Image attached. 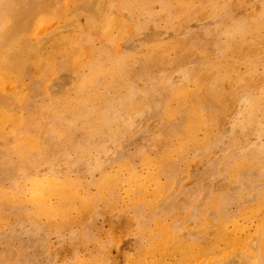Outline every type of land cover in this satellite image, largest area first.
Masks as SVG:
<instances>
[{
	"label": "rangeland",
	"instance_id": "1",
	"mask_svg": "<svg viewBox=\"0 0 264 264\" xmlns=\"http://www.w3.org/2000/svg\"><path fill=\"white\" fill-rule=\"evenodd\" d=\"M0 264H264V0H0Z\"/></svg>",
	"mask_w": 264,
	"mask_h": 264
},
{
	"label": "bare ground",
	"instance_id": "2",
	"mask_svg": "<svg viewBox=\"0 0 264 264\" xmlns=\"http://www.w3.org/2000/svg\"><path fill=\"white\" fill-rule=\"evenodd\" d=\"M18 116V115H17Z\"/></svg>",
	"mask_w": 264,
	"mask_h": 264
}]
</instances>
